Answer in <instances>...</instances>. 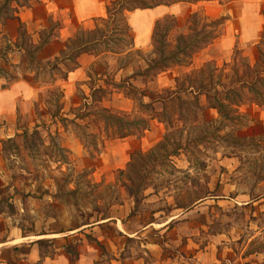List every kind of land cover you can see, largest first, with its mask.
Here are the masks:
<instances>
[{"label": "rangeland", "instance_id": "obj_1", "mask_svg": "<svg viewBox=\"0 0 264 264\" xmlns=\"http://www.w3.org/2000/svg\"><path fill=\"white\" fill-rule=\"evenodd\" d=\"M203 2L207 4L188 19L185 34H179L172 17L158 23L151 53L128 52L132 34L126 12L94 20L93 31L79 30L69 51L86 45L92 54L112 53L92 69L110 86L107 90L92 88L88 96L78 93L72 97L62 86L63 75L73 63L55 68V62L47 67L30 57L21 63L17 54L14 61L10 60V51L6 50L7 66L22 72V78L33 82L37 89L32 129L19 110L16 122L22 133L4 143L6 178L2 183L6 189H0V212H6V219L11 218L25 234H53L52 230H73L105 218L125 223L132 213L147 215L152 223H164L180 213L176 210H186L209 197H217L216 201L237 198L242 203L249 197L259 204L210 205L199 218V244L203 248L210 236L222 235L227 246L244 256L255 255L258 263L264 264V124L254 120V111L248 109L260 97L252 87L239 86L237 93L226 92L238 79L253 80L257 49L236 44L234 59L229 63L202 64L195 60V55L220 34V18L212 20L208 12L217 14L225 0ZM4 3L0 0V14L8 17L13 10ZM52 31L44 33L42 42L51 38ZM22 39L26 53L21 56L30 52L36 57L33 51L38 45L31 44L24 32ZM97 39L100 42L93 43ZM122 68L127 76H119ZM9 71L6 85L14 75ZM167 71L179 74L176 90H162L159 82L154 90L148 89L155 98L166 100L161 112L145 105L139 90L136 94L129 92L127 83L131 84L130 79L136 76L133 73L146 76L145 81H156ZM92 84L99 85L94 80ZM198 90L199 98L194 97ZM216 90L220 101L226 97L228 100L225 115L211 119L204 103L216 102ZM254 90L264 93V83L257 82ZM131 96L135 105L130 113L107 106L114 99L122 104ZM235 103L238 107L233 106ZM152 117L165 125L160 140L145 151L134 152L124 169L101 175L98 169L106 148L110 149L122 135L139 137ZM36 129L39 136H24V132ZM6 133L13 132L6 129ZM112 148L122 152L116 145ZM146 239H135L128 246L138 249Z\"/></svg>", "mask_w": 264, "mask_h": 264}, {"label": "crops", "instance_id": "obj_2", "mask_svg": "<svg viewBox=\"0 0 264 264\" xmlns=\"http://www.w3.org/2000/svg\"><path fill=\"white\" fill-rule=\"evenodd\" d=\"M111 1L114 0H28V2L19 0V2L13 1L8 4V7L13 10L10 16L0 14V189L3 192L6 189V185L2 183L6 178L4 143L6 139L15 138L17 134L22 133L16 122L19 110L25 115L24 121L30 122L28 128L32 129L37 94L33 82L22 78V72L16 73L7 66L6 50L10 51L8 53L10 60L14 61L13 57L17 54L20 56L18 62L22 63L29 58L28 53L25 54L26 56H21L26 53L22 48L23 32L31 44L39 46L43 43L44 33L51 29L53 30L51 38H48L43 47L38 50L32 61L36 60L37 64L40 62L47 67L56 62L57 68H62L63 63H73L74 66L67 69L63 75L65 80H62L63 88H66L67 93L72 97L76 98L78 93L88 96L87 93L92 88L107 90L110 84L99 80L101 75H95L92 69L97 67V61L112 53L92 54L85 49L86 45L69 50L79 30L93 31L96 28L94 20L107 18V5ZM203 4L207 2H180L126 12V22L132 34V48L128 52L140 50L151 53L156 26L168 17L176 20V30L179 34H185L188 19L202 8ZM205 6L209 8V5ZM208 15L212 20L220 18V34L208 48H204L195 55V60H201L202 64L208 61L229 63L234 59L236 44L244 49L252 48V51L257 49L256 59L259 60V49L264 37V0H225L217 14L208 12ZM99 42L97 39L93 43ZM124 55L126 54L119 56ZM8 70L16 77L13 75L12 80L6 85L5 75ZM171 72H163L156 81L148 80L149 82L145 81L146 76L133 73L136 76L130 79L131 84L130 82L127 84L139 90L141 93L138 95L142 102L159 113L164 110L166 100L161 97L155 98L148 89L154 90V84L159 82V88L162 90H176L175 79L179 77V74ZM120 75L127 76L125 69H120ZM93 80L99 85L93 86ZM192 90L193 88H190V91ZM203 98L206 99L204 96ZM133 99L132 96L126 98L122 104L114 99L107 106L130 113L135 105ZM204 104L208 116L216 119L219 116L217 110L207 105V102ZM248 109L254 111V120L264 124V106L253 104ZM149 127L141 137L129 136L113 141L112 147L116 145L122 152L118 153L112 147V150L106 148L102 154L103 162L99 166V173L103 175L124 169L134 152L145 151L146 148L158 142L165 132L164 123L157 118H150ZM6 129L13 133L7 134ZM216 200L219 199L209 197L186 210L178 209L176 211L180 213L170 216L164 223L149 222L147 215H134L125 223L119 219L106 218L73 230L69 228L66 231L52 230L53 234L41 232L25 234L20 226L11 221V218L6 219V212L3 211L0 212V239H2L0 264H40V249L35 241L43 238L53 241L52 249L55 251L54 256L46 258L43 264H259L255 255L244 256L243 253L240 254L227 246L222 235L210 236L207 245L200 247L198 237L201 232L198 228L202 226L199 224V218H202L205 210L209 211L210 205L225 203L252 207L259 204L249 197L243 203L237 198H232L230 201ZM20 211L25 213L23 209ZM171 224L173 227L170 226ZM45 231L50 232L49 229ZM88 236L96 239L100 245L90 242ZM145 236H147L146 241L141 243L138 249L128 246V242L135 239L141 240ZM5 238L6 241H4ZM165 239L169 241L166 242ZM184 239L185 242H183ZM72 243L78 244L79 259L75 263L70 261L64 250L65 245Z\"/></svg>", "mask_w": 264, "mask_h": 264}, {"label": "trees", "instance_id": "obj_3", "mask_svg": "<svg viewBox=\"0 0 264 264\" xmlns=\"http://www.w3.org/2000/svg\"><path fill=\"white\" fill-rule=\"evenodd\" d=\"M5 1H6V3H5L6 5H8L9 3L13 2V1L19 2V0H5ZM24 1L28 2V0H24ZM201 1H206V0H161V1H159V0H114V1H111L107 5V13H108V17L114 18L116 13L130 12V11L137 10V9H150V8L158 7L161 5H167L168 6V5H173V4L180 3V2L198 3ZM111 6H113V8H111ZM46 42L47 41H44L42 44L37 46L33 52H38V50H40ZM263 47H264V37L262 40V45L259 49V60L255 64L256 68L254 71L253 80L251 82L250 81L248 82L246 80L241 81L240 79H238L235 83H231L226 90V92H228V93H231V92L237 93L236 88H238L239 86L240 87H252L251 88L252 91L260 97L259 100L255 99V101H253L252 103L257 104V105H262V106H264V93H259L258 91H255L254 88H255L257 82L261 83V84L264 83V49H263ZM28 57H30V60H33L35 57L34 53L29 52ZM55 65H56L55 68H57V64H55ZM201 89H203V88H201ZM203 90H205V89H203ZM130 92L132 94L139 93V91L132 86H130ZM215 93L217 95L215 94V96H213V97H214L216 102L214 104L210 105V107L216 109L218 114L220 116H223V115H225L224 114V108L226 107L225 102H227L228 99L226 97L225 101H220L217 98V96L220 92L218 90H216ZM200 95H201V90H198V92H196L194 97L199 98ZM206 98L209 99L208 92L206 93ZM198 101H199V99H198ZM233 106L238 107V105L236 103L233 104ZM82 117H85V116H82ZM152 119H155V117H152ZM148 129H149V125L147 124L146 127L143 129V132H141L139 134V137L141 135H143V133ZM39 135H40V133L37 129L35 131H33V133H30L28 131L24 132V136L26 138L35 137V136H39ZM130 135H132V134L129 133L128 135H122L121 137L125 138V137L130 136ZM131 216H134V214L132 213ZM88 224H90V223H87L85 225H88ZM88 240L90 242L97 243L98 245H100V243L91 236H88ZM35 243L39 246V249H40V256H41V260L39 262L40 264H43V261L46 258H48V257L50 258V257L54 256L55 251H54V249H52L54 244H53V241L51 239H40V240L35 241ZM64 250L68 254L70 261L72 263H75L79 259L78 244H75V243L67 244V245H65Z\"/></svg>", "mask_w": 264, "mask_h": 264}]
</instances>
